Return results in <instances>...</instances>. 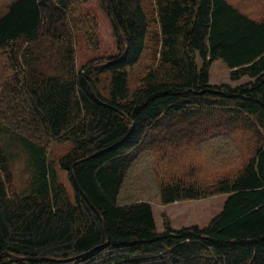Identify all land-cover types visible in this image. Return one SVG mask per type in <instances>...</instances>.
Returning a JSON list of instances; mask_svg holds the SVG:
<instances>
[{"label":"trees","instance_id":"trees-1","mask_svg":"<svg viewBox=\"0 0 264 264\" xmlns=\"http://www.w3.org/2000/svg\"><path fill=\"white\" fill-rule=\"evenodd\" d=\"M86 1L0 0V264H264V16L228 0H153L156 66L130 90L150 36L144 2L107 0L119 53L76 69L80 37L98 42L77 15ZM216 60L249 80L210 85ZM16 141L36 162L21 193L8 189ZM50 142L72 143L59 159L72 196L47 176ZM143 153L162 205L226 195L219 213L202 228L164 217L159 232L149 203L119 204Z\"/></svg>","mask_w":264,"mask_h":264},{"label":"rangeland","instance_id":"rangeland-1","mask_svg":"<svg viewBox=\"0 0 264 264\" xmlns=\"http://www.w3.org/2000/svg\"><path fill=\"white\" fill-rule=\"evenodd\" d=\"M245 14L255 17L264 16V0H228ZM144 9L150 20V36L147 39L146 49L138 62L128 71V88L133 90L139 85L140 79L148 69L156 66V55L159 46L155 47L154 33L157 32L155 20V2L153 0H143ZM78 16H90L96 25L97 48L80 37L75 47L74 63L76 69L87 64L93 65L102 62L109 56L119 53V43L117 37L113 34V24L105 8L98 0H87L82 4L78 11ZM249 78L244 77L239 81L229 79L228 68L220 61H214L209 68L210 85L229 84L236 86L245 83ZM105 85V82L102 83ZM18 141L7 144L6 149L10 152L9 162L12 175L8 189L21 193L30 187L31 174L36 171V162L30 161ZM72 148L71 142L65 143H48L44 148V159L48 165L47 173L55 172V179L62 183L70 196H72V187L68 179L67 172L59 167V159L67 154ZM187 160L193 163L198 162L195 151L187 153ZM49 163V164H48ZM154 157L151 154L143 153L128 171L120 191L119 204H129L133 202H147L150 204L157 230L163 231V218L169 220L173 229H179L186 226L197 225L202 228L208 224L210 219L219 213L226 195H218L204 200H191L175 202L168 205H162L159 199L157 181L154 178Z\"/></svg>","mask_w":264,"mask_h":264},{"label":"water","instance_id":"water-1","mask_svg":"<svg viewBox=\"0 0 264 264\" xmlns=\"http://www.w3.org/2000/svg\"><path fill=\"white\" fill-rule=\"evenodd\" d=\"M106 5H107V9H108V11H109V13H110V15H111V20H112V23H113V25H114V27H115V29H116V31L118 32V34L120 35V30H119V27H118V24H117V22H116V20H115V17H114V15H113V12H112V10H111V8H110V6H109V3H108V1L106 0ZM121 37V36H120ZM84 197H85V199H86V201H87V203L97 212V210L94 208V206L91 204V202L88 200V198L84 195ZM98 213V212H97ZM65 261V260H64ZM67 261V260H66Z\"/></svg>","mask_w":264,"mask_h":264}]
</instances>
